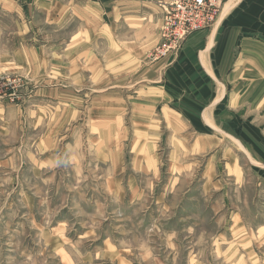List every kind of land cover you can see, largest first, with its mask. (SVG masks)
Wrapping results in <instances>:
<instances>
[{
  "label": "rangeland",
  "instance_id": "374dc122",
  "mask_svg": "<svg viewBox=\"0 0 264 264\" xmlns=\"http://www.w3.org/2000/svg\"><path fill=\"white\" fill-rule=\"evenodd\" d=\"M113 1L84 21L78 0L23 7L31 44L56 47L41 55L46 73L71 82L36 85L45 63L0 76L28 84L0 98V264H264V38L234 55L221 102L144 117L119 85L158 42L131 38ZM12 25L0 9V27ZM141 39L153 46L144 61L131 53ZM43 88L55 93L44 103ZM43 132L59 167L25 153Z\"/></svg>",
  "mask_w": 264,
  "mask_h": 264
},
{
  "label": "crops",
  "instance_id": "0c3cea01",
  "mask_svg": "<svg viewBox=\"0 0 264 264\" xmlns=\"http://www.w3.org/2000/svg\"><path fill=\"white\" fill-rule=\"evenodd\" d=\"M76 1L0 0L1 11L5 13V16L11 22H14L11 27H0V76L15 72L33 75L31 73L36 68L35 66L31 68V63L35 65L45 63L47 68L42 67L43 72L38 75V78H35L36 81L34 83L41 87L53 84L54 81L46 73L50 62L49 58H43L42 56L45 51H48L49 47L50 52L56 53V47L52 44H43V46L35 43L31 44V40L27 36L29 29L25 24L26 22L28 24L31 23V16L24 15L23 7H34L35 5H39L38 7H51L57 5L55 7L57 10L58 6H64L66 3L76 4ZM103 1L78 0V5L82 12L80 20L84 21L87 19L86 15L89 6L98 8L100 2L102 3ZM124 1L127 2V6L124 5L123 0H114L113 2L117 4V9H112L119 14V23L122 24L121 27L124 28V31L129 36L133 35L131 38L134 40H136L134 38L135 35L140 33L144 35L146 33L151 39L153 46L157 42L159 43V27L162 23V12L159 5L168 3L171 0ZM221 1L222 7L215 24L209 29L190 35L183 43L175 59L151 60L150 63H146L148 62L144 61L146 50L153 46L144 47L146 45V40H143L145 37L137 41L132 48L131 53H134L135 57L140 56V60L143 59L144 63L143 65H137L133 73L128 75V83L123 84L122 82L119 87L124 88L127 86L129 88L127 92L129 102L135 103L133 104L134 109H143L144 117L163 119L165 116L163 112L169 109L166 103L169 102L192 101L193 98H196L199 103L206 101L221 102L220 97L222 95L216 92L219 90V86L224 87L226 84L223 80L224 75L233 67V64H236L234 55L242 56L246 54L250 50L251 45H253L252 38L255 35L264 38V0ZM61 21H64V16L60 14L53 19V22ZM25 27L27 30H25ZM27 54L32 56H25ZM26 61L28 62L25 63ZM177 70L180 72L178 75ZM210 72H212V75ZM61 79L54 84L65 86L71 82L68 78ZM179 86H181V93L178 91ZM210 88H212V91H210ZM54 94L49 93L44 88L43 90H37V101L48 102L50 101L49 98ZM121 94L125 95L123 90L119 91L118 96ZM181 94H185V96L178 97ZM67 98L68 95L64 94L63 100L65 101ZM63 100L61 99V101ZM3 115L4 112H1L0 118ZM41 125H43L42 122L36 128L39 126L40 130L43 129ZM44 137H48V135L43 132L42 138L39 141L36 140L32 148L25 149V153L31 158H35V155H37V157L45 159L42 162L49 164L53 162V166L57 165L59 167L56 157H60V152L56 149L55 151L50 149L48 146L49 142L43 140ZM68 167L70 166L68 165ZM37 168L39 173L44 170L43 167Z\"/></svg>",
  "mask_w": 264,
  "mask_h": 264
},
{
  "label": "built area",
  "instance_id": "2783aa9c",
  "mask_svg": "<svg viewBox=\"0 0 264 264\" xmlns=\"http://www.w3.org/2000/svg\"><path fill=\"white\" fill-rule=\"evenodd\" d=\"M221 7V0H171L162 3L159 43L150 54V59H175L190 35L215 24ZM19 89H28L26 79L5 77L0 80V98L8 94L10 101H14Z\"/></svg>",
  "mask_w": 264,
  "mask_h": 264
}]
</instances>
